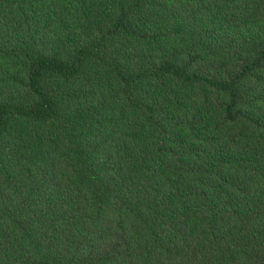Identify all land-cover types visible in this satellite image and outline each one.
Listing matches in <instances>:
<instances>
[{
    "label": "trees",
    "instance_id": "1",
    "mask_svg": "<svg viewBox=\"0 0 264 264\" xmlns=\"http://www.w3.org/2000/svg\"><path fill=\"white\" fill-rule=\"evenodd\" d=\"M0 264H264V0H0Z\"/></svg>",
    "mask_w": 264,
    "mask_h": 264
},
{
    "label": "rangeland",
    "instance_id": "2",
    "mask_svg": "<svg viewBox=\"0 0 264 264\" xmlns=\"http://www.w3.org/2000/svg\"><path fill=\"white\" fill-rule=\"evenodd\" d=\"M197 101H198V98H197ZM210 108H211V104L208 103L206 106L203 105L200 111H201L202 113H204L205 115H207V114H208L207 111H208V109H210ZM210 116H211V115H210ZM210 116H209V117H210Z\"/></svg>",
    "mask_w": 264,
    "mask_h": 264
}]
</instances>
